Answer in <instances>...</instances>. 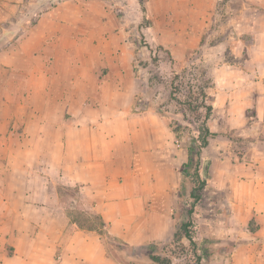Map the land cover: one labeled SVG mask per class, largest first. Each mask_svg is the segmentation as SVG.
<instances>
[{
	"label": "crops",
	"instance_id": "obj_1",
	"mask_svg": "<svg viewBox=\"0 0 264 264\" xmlns=\"http://www.w3.org/2000/svg\"><path fill=\"white\" fill-rule=\"evenodd\" d=\"M116 1L0 0L2 20L19 11L0 19V264H119L98 229L71 218L60 185L109 237H173L189 152L155 111L133 110V53L115 49L143 6L148 44L175 64L193 51L213 79L214 133L250 139L242 153L210 143L223 156L209 170L231 208L221 264H264V0Z\"/></svg>",
	"mask_w": 264,
	"mask_h": 264
},
{
	"label": "rangeland",
	"instance_id": "obj_2",
	"mask_svg": "<svg viewBox=\"0 0 264 264\" xmlns=\"http://www.w3.org/2000/svg\"><path fill=\"white\" fill-rule=\"evenodd\" d=\"M109 1H112L117 9L122 7L120 1L103 0V2ZM49 2L51 4L54 0H49ZM4 10L8 17L4 20L0 18L1 21L17 20L19 11L17 13L11 8ZM2 14L3 11L0 9V16ZM119 16L120 19L122 16L124 17L123 14H119ZM124 22L121 21L123 25L121 30L123 31L126 44L123 46L122 42L116 41L115 49L122 51L125 48L127 51L133 53V66L136 77L139 80V88L133 98V110L137 107H139V110L151 109L155 112V109L162 110L163 112L161 113L164 121L180 127L184 133L182 139H175L174 141V147L179 150L188 149L189 137L200 136L204 128V121L210 131L214 133L213 127L209 123L213 110L210 116L207 117V108L212 106L216 89L213 79L205 72L199 59L194 57L195 53L193 51H189L188 53V59L191 62L175 64L169 52L165 51L162 46L155 44L151 46L148 44L147 35L144 30L151 26V20L146 12L140 23H137V21H129V24H124ZM8 24L11 25L10 23ZM153 33L155 36L154 30ZM185 103H191L197 107V110H189ZM4 128L5 126L0 123V129ZM215 134H217L215 137L210 138V143L218 145L219 141L222 140L227 148L230 150L234 149L238 153L244 152L250 140L237 138L235 133L232 132L231 134H226L232 140V142H228V137L227 139H221L219 137L220 135H218L219 132ZM222 154L221 150L208 148L204 151L203 157L207 161L212 162L214 158L219 159ZM4 162L7 164V160H4ZM5 166V174H2V176L11 177L10 174L8 175L10 165L9 170H7L8 166ZM1 173L0 170V176ZM194 186L192 177L186 179L184 183H182L181 178L179 190L176 192L173 200L174 213L172 216L176 224L175 230L179 231L181 238L179 237L174 240L171 237L166 241H161L162 245L158 248L160 251H171L174 255L175 264H197L192 246L189 240L183 237L182 231L180 230L182 224L188 221V211L193 203V200L189 198V193ZM60 191L66 199V205L77 206L71 218L84 227L98 229L109 246V236L106 235V231L96 216L91 213L88 214L89 212H87V208L85 207V210H83L80 202L77 201L79 200L77 199L78 196L72 191H69L68 188L60 185ZM200 195L201 200L196 205L195 213L192 217L193 225L189 229L200 249L202 247L208 249L209 257L203 259V264H221V256L230 251V246L226 247L221 245L226 240L227 221L231 217V208L227 200V193L213 186V188H207L201 191ZM198 252L200 253V250Z\"/></svg>",
	"mask_w": 264,
	"mask_h": 264
},
{
	"label": "trees",
	"instance_id": "obj_3",
	"mask_svg": "<svg viewBox=\"0 0 264 264\" xmlns=\"http://www.w3.org/2000/svg\"><path fill=\"white\" fill-rule=\"evenodd\" d=\"M144 13L146 9L143 7ZM146 20V19H145ZM174 97V95H173ZM189 110L196 111L197 107L191 103H185ZM156 113L164 120L162 117V110L155 109ZM213 110L212 106L207 108V117L210 116ZM167 127L173 132L177 139H182L184 133L182 129L176 125L168 124L164 121ZM217 134L210 131L206 126L204 121V128L201 131L199 137H189L188 161L184 163L180 169L182 183L189 177H192L194 181V188L189 193V198L193 200L192 206L188 211V221L182 224L181 231L183 237L189 240L192 246V251L195 254L197 264H203V259L209 257V252L206 247L200 249L198 243L195 241L191 230L189 229L193 225V215L195 213L196 205L201 200L200 192L207 189L213 188L211 183L210 174V162L203 157L204 151L208 148L210 144V138L215 137ZM69 191L77 194L79 198V190L77 188H68ZM97 220L101 223L102 227L105 226L102 218L96 216ZM181 238L179 231L175 230L173 234L174 240ZM109 238V254L119 263V264H175L174 255L171 251L166 252L164 250H158L159 246L162 245L161 241L147 242L144 245L133 246L128 245L117 238ZM200 250V253L198 252Z\"/></svg>",
	"mask_w": 264,
	"mask_h": 264
}]
</instances>
